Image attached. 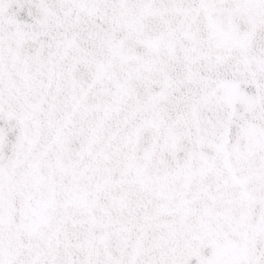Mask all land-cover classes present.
I'll list each match as a JSON object with an SVG mask.
<instances>
[{"label":"snow or ice","instance_id":"6c2138e0","mask_svg":"<svg viewBox=\"0 0 264 264\" xmlns=\"http://www.w3.org/2000/svg\"><path fill=\"white\" fill-rule=\"evenodd\" d=\"M0 264H264V0H0Z\"/></svg>","mask_w":264,"mask_h":264}]
</instances>
